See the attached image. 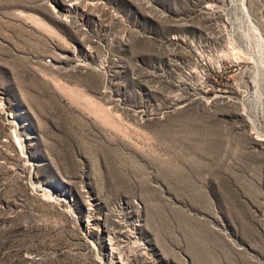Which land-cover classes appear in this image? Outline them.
I'll return each mask as SVG.
<instances>
[{"label": "rangeland", "instance_id": "374dc122", "mask_svg": "<svg viewBox=\"0 0 264 264\" xmlns=\"http://www.w3.org/2000/svg\"><path fill=\"white\" fill-rule=\"evenodd\" d=\"M0 264H264V0H0Z\"/></svg>", "mask_w": 264, "mask_h": 264}]
</instances>
